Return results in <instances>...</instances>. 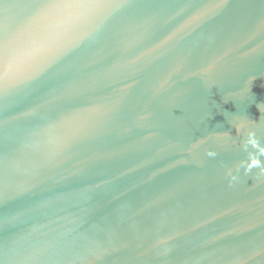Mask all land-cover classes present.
I'll return each mask as SVG.
<instances>
[{
	"label": "water",
	"instance_id": "water-1",
	"mask_svg": "<svg viewBox=\"0 0 264 264\" xmlns=\"http://www.w3.org/2000/svg\"><path fill=\"white\" fill-rule=\"evenodd\" d=\"M0 264H264V0H0Z\"/></svg>",
	"mask_w": 264,
	"mask_h": 264
}]
</instances>
